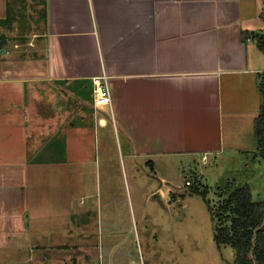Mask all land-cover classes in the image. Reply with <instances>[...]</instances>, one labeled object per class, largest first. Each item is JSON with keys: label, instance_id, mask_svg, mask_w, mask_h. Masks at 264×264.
<instances>
[{"label": "crops", "instance_id": "1", "mask_svg": "<svg viewBox=\"0 0 264 264\" xmlns=\"http://www.w3.org/2000/svg\"><path fill=\"white\" fill-rule=\"evenodd\" d=\"M27 1L0 0V264H54L77 246L79 226L62 221L57 201L80 156L71 155L75 130H122L130 154L155 165L204 153L205 163L241 152L264 159L255 134L264 0H32L36 27L18 32ZM102 74L111 107L97 108ZM57 130L69 132L67 155L35 158L49 141L62 151ZM51 180L54 210L41 194ZM58 234L65 239L53 243Z\"/></svg>", "mask_w": 264, "mask_h": 264}, {"label": "rangeland", "instance_id": "2", "mask_svg": "<svg viewBox=\"0 0 264 264\" xmlns=\"http://www.w3.org/2000/svg\"><path fill=\"white\" fill-rule=\"evenodd\" d=\"M27 5L22 9L24 18L17 23L18 32L22 27H36L33 20L37 21L39 15L32 9V0ZM56 132L62 135V151L51 150L49 146L54 142L49 141L36 151L35 158L67 155L69 132ZM57 137L55 134L50 140ZM72 146L71 155L80 156L78 162L66 167L58 190L63 180L66 188L57 201L64 208L62 221L70 219L68 224L79 226L76 235H81L74 238L78 244L73 246L71 256L54 264L234 263V249L215 241L213 226L230 223V211H222L221 206L233 190L240 184L244 186V180V184L249 183L253 199L264 200L263 157L257 161L255 154L249 158V153L242 152L211 155L205 163L197 156H163L156 159L155 165L150 158L130 154L122 130H75ZM188 179L199 192L186 184ZM56 189L57 184L51 180L41 193L53 210L50 198ZM71 199L74 208L68 207ZM68 209L74 217H69ZM51 238L53 243L65 239L60 234ZM35 253L39 254L38 248Z\"/></svg>", "mask_w": 264, "mask_h": 264}, {"label": "trees", "instance_id": "3", "mask_svg": "<svg viewBox=\"0 0 264 264\" xmlns=\"http://www.w3.org/2000/svg\"><path fill=\"white\" fill-rule=\"evenodd\" d=\"M11 18L9 16L6 20L8 25L13 23ZM4 39L0 35V46H3ZM259 44L264 49V36L260 37ZM261 93L263 102L255 120V131L258 151L264 156V74ZM193 186L194 191L199 192L198 186ZM221 207L222 211H230V223L223 226L214 224L213 230L219 245H230L235 251L234 263L228 264H264V200H254L250 186L245 184L233 190Z\"/></svg>", "mask_w": 264, "mask_h": 264}, {"label": "built area", "instance_id": "4", "mask_svg": "<svg viewBox=\"0 0 264 264\" xmlns=\"http://www.w3.org/2000/svg\"><path fill=\"white\" fill-rule=\"evenodd\" d=\"M18 46V44H16ZM2 51H0V54ZM107 74H102L100 76H94L93 78V94H94V102L97 108H102L103 106L111 107V96L110 91L107 85ZM208 155L207 153L203 154V161H207ZM186 184L193 185L191 179L186 181ZM93 264H102L101 262H93Z\"/></svg>", "mask_w": 264, "mask_h": 264}]
</instances>
